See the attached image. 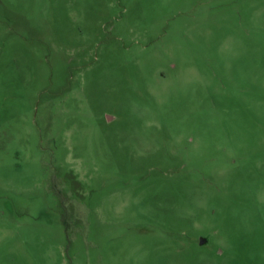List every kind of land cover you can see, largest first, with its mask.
<instances>
[{"label":"rangeland","instance_id":"374dc122","mask_svg":"<svg viewBox=\"0 0 264 264\" xmlns=\"http://www.w3.org/2000/svg\"><path fill=\"white\" fill-rule=\"evenodd\" d=\"M0 264H264V0H0Z\"/></svg>","mask_w":264,"mask_h":264},{"label":"water","instance_id":"95a60500","mask_svg":"<svg viewBox=\"0 0 264 264\" xmlns=\"http://www.w3.org/2000/svg\"><path fill=\"white\" fill-rule=\"evenodd\" d=\"M201 242L205 243L206 242V238H202Z\"/></svg>","mask_w":264,"mask_h":264}]
</instances>
